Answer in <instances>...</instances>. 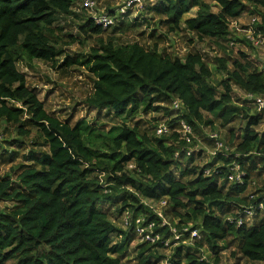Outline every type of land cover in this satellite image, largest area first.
<instances>
[{
  "label": "trees",
  "instance_id": "16d2710c",
  "mask_svg": "<svg viewBox=\"0 0 264 264\" xmlns=\"http://www.w3.org/2000/svg\"><path fill=\"white\" fill-rule=\"evenodd\" d=\"M74 1L0 0V120L12 124L16 135L11 148L4 146L6 139L0 143V157L22 158L13 168L15 177L0 176V201L11 203L0 208V264H129L122 258L129 253L133 233L119 227L105 208L115 204L120 217L127 212L158 222L143 199H165L164 216L168 211L178 218L177 223L171 220L156 228L162 238L171 236V226L180 231L186 225L197 229L200 237L190 244L179 242L168 256L154 249L163 244L141 242L135 249L139 264H157L161 258L166 264H219L220 243H229L230 236L238 239L240 258L264 263V187L260 195L244 194L253 172L264 170V130L256 129L263 113L235 105L231 95L233 85L244 93L264 95V59L258 69L243 51H237L230 66L229 57H217L216 72L224 76L217 79L199 51L180 59L158 52L156 45L106 42L101 38L106 29L90 17L79 27L94 35L98 46L73 58L63 46L78 37L62 33L55 22L78 16L72 11ZM252 2L261 15L257 29L264 34V0ZM193 7L195 16L184 19ZM153 9L164 16L169 31L184 28L201 41L218 42L227 40L231 23L246 10V3L160 0ZM233 29L243 32L236 24ZM21 58L60 68L84 65L93 75L92 92L84 99L88 107L126 118L162 111L169 117L164 123L170 133L152 134L138 123L101 129L84 118L72 124L61 121L26 84L17 67ZM175 98L182 105L178 115L167 106ZM203 111L222 112L224 122L235 114L243 124L233 151L227 156L217 152L199 166L194 153L175 156L185 142L174 129L180 120L192 127L212 126L211 119L202 118ZM232 162L244 172L242 183L227 180ZM207 167L220 172L205 175ZM173 168H179L177 175ZM247 210L252 214L246 215Z\"/></svg>",
  "mask_w": 264,
  "mask_h": 264
},
{
  "label": "rangeland",
  "instance_id": "374dc122",
  "mask_svg": "<svg viewBox=\"0 0 264 264\" xmlns=\"http://www.w3.org/2000/svg\"><path fill=\"white\" fill-rule=\"evenodd\" d=\"M95 1L100 10L112 11L117 7H120L125 0ZM159 1L160 0H141V4L134 5L127 11L126 16L118 17L114 25L106 27V30L101 34V38L106 42L108 40H113L115 44L138 41L146 47L156 45L158 52L169 53L180 59H183L189 51H199L203 54L204 59L208 62L217 79H223L224 76L216 72L218 63L215 59L220 56L229 57L228 65L230 66L233 58L237 57V51L248 53L249 58L253 60L256 67L258 69L260 68V63L262 62L260 59H264L262 48L259 45H255L251 37L245 39L244 36L246 35V31L252 27L255 28L257 26L259 28V25H261V15L256 11V7L252 0H244L246 3V10L240 15V20L234 19L236 22L231 23L232 28H229L230 33L227 40H221L218 42L214 39H204L201 41L196 38V35L184 28L177 31H169L168 25L164 22V16L157 14L153 9ZM81 2L82 0H75L72 5V11L78 14V16L72 14L67 17H59L55 22L57 27L62 28V33L76 34L78 37V40L75 43L63 46L64 53L73 58H75L76 55L86 54L90 47L98 46L97 38L94 35L83 33L80 30L79 25L90 15L87 10L81 8ZM214 9H216V7ZM189 13L183 14L182 17L187 18ZM254 17L258 18L260 21L256 19V21L250 25L248 20H251V18ZM235 24L237 27L245 29L244 35L243 32L233 29ZM231 39H233V44L228 46ZM63 58V55L57 57L59 64L62 62ZM51 63L52 62L43 61L41 59H33L29 61L25 58H21L17 61V67L24 73L26 84L43 102L46 111L55 115L61 121H68L72 124L78 119L84 118L92 125L101 129H108L110 126L121 122H125L129 126L138 123L139 128L145 129L153 134L152 131L155 129V125L158 127L161 123H164L169 119V117L164 116L162 111L157 113L141 112L132 118H126L124 116L115 117L112 112L107 109L90 108L85 103L84 99L92 92V73L84 65H73L69 68H60L58 65L55 64L53 66ZM231 95L235 105H238L239 107H250L251 112L255 109H257V111L260 110L259 106L253 103L252 99H247L244 91L235 85H233ZM261 97L264 98V95H261ZM17 105H19V103H17ZM167 106L173 111V115H178V111L182 110V105H180L179 108H174L172 106V101L167 103ZM262 113L263 118L256 128L258 132L264 130V112L262 111ZM221 114L222 112L214 114L210 111H203L202 118L204 120L211 119L213 125L209 126L204 123H197L195 124V127H193L192 147L195 149L194 163L199 166L206 161H212L213 159L211 154L213 143L208 138L209 133L216 132L219 134L220 138L227 145H225L226 149H224V151H227V154H229V150L233 151L234 143L238 141V136L241 135V127L243 124L241 118L233 114L230 118L231 121L224 122L223 118H221ZM5 127L6 130L4 131ZM14 137H16L14 126L0 120V143H3L4 139H6L7 144L5 143L4 146L11 148L9 142ZM230 138L234 141L233 143L228 140ZM166 144H170V140H167ZM29 148L30 145L28 143V147L23 153H26ZM7 157V155L3 158L0 157V176L13 178L15 177L13 168L16 164L22 162V158L18 157L14 161H6ZM185 160V157L181 158L179 167L184 165ZM178 169L179 168H173L175 175L178 174ZM262 187H264V170H255L249 179L244 194L248 195L254 193L255 195H260L263 193L260 192ZM148 201L149 200H145V202ZM10 205L11 203L9 204L0 201L1 209L4 207H10ZM105 209L110 217L116 221V224L124 229L122 226V216L120 217V215L116 214L115 204H112ZM158 209L160 208L158 207ZM166 214L167 222L171 223V220H173L174 223L178 222V218L172 213L166 211ZM173 239V234L171 233L169 240H167L165 245L163 244V247H156L154 249L164 256L170 255L174 246L179 243H175ZM189 241H192V239H189L188 237L184 241L182 240L181 243ZM228 241L229 243H226V241L220 243L222 246L219 264H233L236 260H239L241 264H264L263 262H249L240 258L236 253L238 239L230 236ZM139 243H141L140 239L133 233V239L129 246V253L122 259L127 260L129 264H139L135 258L136 245ZM188 246H192V244ZM189 251L192 252L191 249H189ZM153 260L155 259L153 258ZM157 264H166V261L161 258L157 260Z\"/></svg>",
  "mask_w": 264,
  "mask_h": 264
},
{
  "label": "built area",
  "instance_id": "2783aa9c",
  "mask_svg": "<svg viewBox=\"0 0 264 264\" xmlns=\"http://www.w3.org/2000/svg\"><path fill=\"white\" fill-rule=\"evenodd\" d=\"M141 0H125L120 5V7H117L116 9L110 11L106 10H100L96 4L95 0H82L81 2V8L87 10L90 15V17L94 24L100 25L102 28L110 27L116 23V20L118 17H122L127 15V11L131 9L134 5H140ZM106 11V12H105ZM260 21L258 18H251L249 20V24L252 25L253 22ZM236 21H233V23ZM243 33L245 32V29H242ZM246 38H252V41H254L255 45H259L262 48V54L264 56V34H262L258 29L257 26L255 28H251L248 31H246ZM233 41L229 42V45H232ZM245 97L247 99H252L253 103L259 106L260 110L264 112V98L256 95L254 93L246 92ZM181 105V102L178 98H175L172 100V106L174 108H179ZM179 126L176 130L179 134V138H181L185 142V146L180 149V151L175 152V156L179 157L181 154L180 152L183 151L185 156H188L195 152V149L192 147V136H193V127L187 123L184 120H180ZM155 133L157 135L162 134H169L170 129L167 124L161 123L158 127H155ZM208 138L213 143V150L211 151V154L214 155L215 153H221L224 156H227V151H224L226 149V144L224 141L219 137L218 133L212 132L208 134ZM226 145V146H225ZM230 152V150H229ZM129 167H133L134 165L132 163L128 164ZM220 171L215 169V167H207L203 169V174L210 175L212 173H219ZM244 172L240 169V165L236 162H232L228 167V174H227V180L230 182H240L242 183ZM102 182V179H101ZM103 187H105V184L103 183ZM105 191H107L105 187ZM145 200H149L148 202H145ZM142 202L146 204L149 208V211H151L153 214H155L159 221H155L154 219L146 218L142 214H137L135 217L130 216L127 212H124L122 215V226L124 229L132 231L141 242H148V243H160L164 244L169 240V238H162L160 233L156 231V228L158 226L168 225L169 222H167L166 217L163 214L162 206L166 204V200L162 199L158 202L150 200V199H143ZM262 205L259 204V207ZM158 207L160 209H158ZM251 215L252 212L249 210L246 211V215ZM249 218V217H248ZM240 223V222H238ZM159 224V225H157ZM171 233L173 234V240L175 243L184 241L189 237V239H192V241L185 242V244H190L194 240L198 239L200 237L199 233L197 232V229L190 228V225L184 226L180 231L176 230L171 226L170 228Z\"/></svg>",
  "mask_w": 264,
  "mask_h": 264
},
{
  "label": "crops",
  "instance_id": "0c3cea01",
  "mask_svg": "<svg viewBox=\"0 0 264 264\" xmlns=\"http://www.w3.org/2000/svg\"><path fill=\"white\" fill-rule=\"evenodd\" d=\"M196 9H197V7H193V8L191 9V11H188L187 13L190 12V13L188 14V17L195 16ZM188 17H187V18H188ZM240 18H241V17L239 16V17L236 18V20H240ZM184 19H186V18H184ZM248 21H249V20H248Z\"/></svg>",
  "mask_w": 264,
  "mask_h": 264
},
{
  "label": "clouds",
  "instance_id": "9594fccd",
  "mask_svg": "<svg viewBox=\"0 0 264 264\" xmlns=\"http://www.w3.org/2000/svg\"><path fill=\"white\" fill-rule=\"evenodd\" d=\"M236 21V20H235Z\"/></svg>",
  "mask_w": 264,
  "mask_h": 264
}]
</instances>
